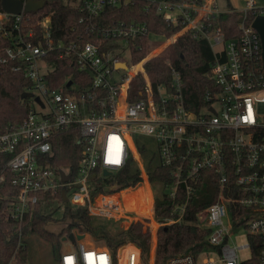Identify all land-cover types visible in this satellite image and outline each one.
Wrapping results in <instances>:
<instances>
[{
	"label": "built area",
	"instance_id": "2783aa9c",
	"mask_svg": "<svg viewBox=\"0 0 264 264\" xmlns=\"http://www.w3.org/2000/svg\"><path fill=\"white\" fill-rule=\"evenodd\" d=\"M134 1L138 0H69L79 7L85 34L94 39L67 43L52 37V12L40 18L39 13L32 17L30 12L0 10V33L9 41L0 64L22 73L31 82L27 92L33 94L24 119L0 132V207L4 199H11L1 211L14 223H23L30 209L40 203L47 209L54 202L42 195L61 194L66 189V202L86 208L94 217L127 224V229L141 223L157 255L160 227L182 223L194 195L208 180L216 187V199L196 214L197 224L208 232V244L197 257L178 255L166 264H255L254 246L259 247L257 264H264V59L261 37L252 25L256 17L264 16V7H257L255 0H244L245 8L237 10L243 14L240 35L227 40L217 23L220 13L214 1L144 0L155 4L167 23L182 26L173 36L192 31L210 44L215 59L212 86L203 93L199 106H191L175 69L170 86L154 88L145 70L150 56L129 67L130 44L151 37L148 25L124 21L106 25L100 20L106 8ZM35 20L40 34L33 28ZM55 54L79 71L90 72L92 84L81 87L69 75L53 87L54 79L48 76L54 70L50 56ZM120 63L128 69L118 67ZM138 65L142 68L131 75L130 70ZM138 75L145 80V97L129 102L130 84ZM69 128L78 130L76 142L82 146L74 178L69 168L48 162L54 153V138ZM136 136L152 139L158 163L171 170L172 182L163 194L176 200L184 188L183 198L165 223L156 219L155 191ZM130 160L140 170L141 182L92 193L98 177L114 176ZM105 171L111 176H105ZM62 173L70 175L69 181H63ZM139 186L137 202L130 209L125 196ZM243 229L247 240L238 245L233 239ZM84 235L77 241L64 236L59 264H150V260L143 262L140 249L133 244L113 252L103 242L85 241ZM21 237L17 250L26 247ZM242 251L251 252V257L242 259ZM0 264L23 263L13 256Z\"/></svg>",
	"mask_w": 264,
	"mask_h": 264
},
{
	"label": "trees",
	"instance_id": "16d2710c",
	"mask_svg": "<svg viewBox=\"0 0 264 264\" xmlns=\"http://www.w3.org/2000/svg\"><path fill=\"white\" fill-rule=\"evenodd\" d=\"M44 6L36 12H30L33 17L39 13L43 17L52 12L51 33L56 42L65 43L84 39L93 41V37L86 35L84 27L80 24L81 12L79 7L71 5L69 0H43ZM204 2L205 0H201ZM2 9L0 4V10ZM243 14L237 10L220 13L217 19L219 27L222 28L227 40L239 37L238 24ZM100 20L106 25H112L121 21L131 23L137 22L148 25L151 37H140L131 42V57L127 60L129 67L137 65L146 58L153 49L176 34L181 25L173 26L167 23L158 13L155 4L144 0L134 1L120 7L106 8ZM33 28L40 34L41 29L33 22ZM112 44V43H111ZM9 41L0 33V57L4 54ZM54 70L48 77L54 79L53 87L59 86L64 79L71 75L81 87H89L92 84L90 72L79 71L69 60H60L55 55L50 56ZM215 63L214 54L209 42L204 37L194 36L188 31L177 40L169 44L164 50L151 57L145 63V70L149 75L152 85L170 86L172 72L175 69L184 83V94L189 105H200L203 93L212 86L210 72ZM142 66L138 65L130 70L133 75ZM31 82L20 72H13L9 66L0 64V132L10 125L19 124L26 116L31 105L30 98H22L27 92ZM145 80L142 75L136 76L129 88L128 101L134 102L145 97ZM79 137L78 130L74 128L61 130L53 140L54 153L48 162L57 168H69L73 178L79 170L82 159V146L76 142ZM148 138L136 136L135 142L139 152L144 158L149 180L155 191L156 219L165 223L172 218V210L183 198L184 188L180 189L179 198L176 200L167 198L163 192L166 186L172 182V173L158 163L157 155L151 150ZM142 178L136 163L130 160L125 168L110 178L98 177V183L92 193L103 192L109 186L112 191L127 187H135ZM7 180L6 184H9ZM202 188L194 195L188 205L187 213L182 223H174L162 226L159 229L156 264H166L174 256L192 254L198 256L207 246L206 237L208 232L197 224L196 214L205 209L216 199V187L208 180L202 182ZM206 186L213 188V193L206 190ZM10 187V186H9ZM12 189V188H11ZM12 191V190H11ZM13 191H17L13 187ZM202 191V192H200ZM42 197L50 201H57L63 210L61 218L55 216V211L46 212V206L42 203L30 209L23 223H14L1 211L6 208L8 200L4 199L0 207V263L8 262L13 256L17 261L26 264L28 262V248L17 250L21 240L23 242L29 235L38 236L39 239L49 244L53 258L59 262V250L62 246V238L71 235L74 231L89 234L95 241L105 243L113 252L117 248L133 244L141 251L144 263L149 259L150 233L145 232L141 223H133L128 229L122 230L113 224H109L103 218L92 216L84 207H74L69 202L63 203L61 194L51 195L49 193ZM69 222L67 223V220ZM116 224H118L116 222ZM57 229V230H55ZM259 247L254 246L253 255L257 264Z\"/></svg>",
	"mask_w": 264,
	"mask_h": 264
},
{
	"label": "rangeland",
	"instance_id": "374dc122",
	"mask_svg": "<svg viewBox=\"0 0 264 264\" xmlns=\"http://www.w3.org/2000/svg\"><path fill=\"white\" fill-rule=\"evenodd\" d=\"M226 2H227V0H218V3L220 5V9H224L223 5L226 4ZM231 2L233 4V6H235L239 10H242L245 8L244 0H231ZM255 3H256L257 7H264V0H255ZM176 40H177V36L171 37L169 41H164L163 43H161L160 46L153 49V51H151V53L148 56H150V58H151V57L157 55L162 50H164L169 44L174 43ZM121 72H123V71H121ZM147 140L151 144V150L154 151L156 148L155 142L150 138ZM213 188L214 187L211 188L210 186H206L205 189L208 190V192L213 193ZM140 189H141V186H139L136 190L129 192L125 196L126 197L125 203H126V206L128 208L133 209L135 207L138 195L140 194L139 193ZM200 192H202V191H200ZM55 210H57L55 212V216L57 218H61L63 215V210H62L61 206L59 208V204L57 203V201H54L53 203H51L50 207L45 209V211H47V212L55 211ZM99 218H101V217H99ZM103 220H105V222H107L109 224H112L114 221L113 219H109V218H103ZM68 222H69V219L67 220V223ZM113 224H115L117 227H119L122 230L127 229L126 228L127 224H124L122 226L120 223L116 224V222H114ZM123 227L125 229H123ZM55 230H57V229H55ZM246 235H247V231L245 229H243L240 231V234L238 236L234 237L233 240L236 244L241 245V244L246 242V240H247ZM90 238H92V237L89 234H87L85 241L90 240ZM91 240H94V239L92 238ZM24 241H25L24 243L26 244V246L28 248V254H29L28 262L26 264H59V262L54 260L49 244L42 241L41 239H39L38 236L29 235L26 239H24ZM151 241H152V238H151ZM155 256H156L155 249L152 250V246L150 243V253H149V259H148V260H150V264H153V260H154ZM204 256H206V255H203L201 258H203ZM210 256L214 257L215 255L210 254ZM240 256L242 259L247 260L251 257V252L242 251V252H240Z\"/></svg>",
	"mask_w": 264,
	"mask_h": 264
},
{
	"label": "water",
	"instance_id": "95a60500",
	"mask_svg": "<svg viewBox=\"0 0 264 264\" xmlns=\"http://www.w3.org/2000/svg\"><path fill=\"white\" fill-rule=\"evenodd\" d=\"M1 7L4 11L9 12V13H14V14H20L22 11L25 12H35L40 10L44 6V1L43 0H28L26 2H23L22 0H0ZM253 27L255 30L259 33L263 45V59H264V16H258L253 22ZM118 67H122L124 69H128L126 63H120L118 64ZM33 96L32 93L29 92H24L22 93L21 97L22 98H31ZM37 102L40 103V99L38 97L35 98ZM105 176H111V173L108 171L104 172ZM63 181L67 182L70 179V175H65L62 173ZM62 199L63 202L67 201V191L66 189L62 190ZM84 234H71L69 235V239L71 241H77L81 240L84 238ZM66 238L63 237L62 241H65Z\"/></svg>",
	"mask_w": 264,
	"mask_h": 264
},
{
	"label": "crops",
	"instance_id": "0c3cea01",
	"mask_svg": "<svg viewBox=\"0 0 264 264\" xmlns=\"http://www.w3.org/2000/svg\"><path fill=\"white\" fill-rule=\"evenodd\" d=\"M212 1H214V6L217 7V11L219 13H225V12H228L230 10H239L238 8L233 6L231 0H227L226 4L223 5L224 9H220V5L218 3V0H207L208 3H211Z\"/></svg>",
	"mask_w": 264,
	"mask_h": 264
},
{
	"label": "snow or ice",
	"instance_id": "6c2138e0",
	"mask_svg": "<svg viewBox=\"0 0 264 264\" xmlns=\"http://www.w3.org/2000/svg\"><path fill=\"white\" fill-rule=\"evenodd\" d=\"M103 259V258H102Z\"/></svg>",
	"mask_w": 264,
	"mask_h": 264
}]
</instances>
